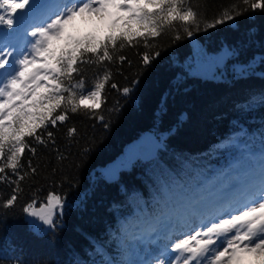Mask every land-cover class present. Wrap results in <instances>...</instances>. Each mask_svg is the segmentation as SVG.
I'll use <instances>...</instances> for the list:
<instances>
[{"label":"trees","instance_id":"trees-1","mask_svg":"<svg viewBox=\"0 0 264 264\" xmlns=\"http://www.w3.org/2000/svg\"><path fill=\"white\" fill-rule=\"evenodd\" d=\"M199 2L208 22L232 3L246 7L242 0ZM177 28L181 39L165 32L153 41L150 51L160 54L147 66L140 59L143 45L122 50L127 60L110 66L106 100L95 114L69 113L63 124L49 126L54 135L46 145L29 141L37 151L33 155L26 150L23 162L31 159L37 171L20 183L13 207L0 206V264L122 262L119 240L124 229L181 201L203 178L214 183L218 173L243 165L247 154L238 141L264 151V10L249 9L214 27L201 24L196 38ZM0 30L12 31L3 25ZM223 48L231 52L223 78L192 71L190 57ZM235 64L246 72L233 71ZM84 75L90 84L94 67H87ZM111 83L118 87L111 88ZM123 87L131 92L124 95ZM72 127L76 133L69 136ZM147 131L159 141L157 156H138L129 167L107 176L106 166ZM228 146L231 155L226 158L221 149ZM164 187L171 194L160 203ZM10 192L0 184V197L7 199ZM50 192L70 202L57 215L55 228L40 232L23 208L33 201L42 204Z\"/></svg>","mask_w":264,"mask_h":264},{"label":"snow or ice","instance_id":"snow-or-ice-1","mask_svg":"<svg viewBox=\"0 0 264 264\" xmlns=\"http://www.w3.org/2000/svg\"><path fill=\"white\" fill-rule=\"evenodd\" d=\"M242 4L246 7L232 3L208 22L199 0H51L43 6L32 0H0V25L12 30H0V184L11 188L7 199L0 197V206L13 207L20 183L37 171L31 159L23 162L26 150L33 155L37 151L29 141L46 145L54 135L49 126L63 124L69 113L95 114L102 108L112 79L110 66L127 60L122 50L143 45L140 59L147 66L160 54L150 51L154 40L165 32L181 39L177 25L191 37L201 24L214 27L249 9L264 10V0ZM90 66L95 77L88 84L84 72ZM121 91L127 95L131 88ZM67 132L74 136L76 129ZM250 162L238 190L218 197L214 212L201 214L192 207L166 215L159 210L153 221L164 222L167 232L145 264H264V154ZM170 194L164 187L159 202ZM63 205V197L50 192L39 210L33 201L23 211L55 228Z\"/></svg>","mask_w":264,"mask_h":264},{"label":"rangeland","instance_id":"rangeland-1","mask_svg":"<svg viewBox=\"0 0 264 264\" xmlns=\"http://www.w3.org/2000/svg\"><path fill=\"white\" fill-rule=\"evenodd\" d=\"M50 2L51 0H43L39 6L46 5ZM190 38H196V34L194 33L193 36H191ZM230 56H231V52L227 48H223L221 51L215 53H208L203 55L198 54V56L196 54L189 58V62L191 64L192 69L193 68L199 69L200 67L206 68L203 71H197L196 73L200 72L202 74H207L210 77L223 78L224 77L223 72L226 71L224 65L227 62V60L230 58ZM207 66L209 67L207 68ZM220 67H222V69H220ZM231 69L238 73L246 72V70L243 69V65H237V64L231 65ZM142 138L143 136L140 139L128 144L125 147L123 154H121L117 159H115L108 166H106L105 172L107 173L106 174L107 176L108 173L113 169H117L118 172L121 168L129 167L131 165L132 161L138 157V148L142 142ZM236 144L241 151L247 154L245 163L240 166L241 168L239 167V165L231 166L229 170H224L223 172L218 173L217 175L218 181H215L214 183H211V181H209V179H207L206 177L203 178V181L200 184H198L197 187H195L193 191L188 194L187 197H184L182 201H178L175 204V206L173 205H169L168 207L166 206L165 209H163V211H165L168 208L165 214L168 215L171 214V212L176 214H182L184 210L189 206L190 207L194 206L196 209H199L201 214L213 208L214 205L218 202L216 199L210 200L213 202H209L208 205H205L206 204L205 198L203 197L197 202L196 205H193L192 202L195 198L201 196L204 193H209L216 188H218L216 189L217 191L222 190L225 192V188L230 186H235V181H233V179L235 178L238 179V177H240V174L247 172V167H249L251 163L250 158H255L256 160H258L261 154H264V151L251 149L250 147L245 145V143L242 140L238 141ZM231 148H232L231 146H228L221 149L222 152H227L226 158H228L231 155V151H230ZM252 152H254L255 154L254 156L252 155ZM242 183L243 181H241L238 184V186H236V191L238 190L239 186ZM188 197L189 198L191 197L190 201ZM63 200H64V205L59 214H61L64 211L67 203L70 202V200L65 198H63ZM43 203H46V201ZM40 206L41 204H37V203L35 204V208L37 210L40 209ZM177 206H179V209L175 208ZM157 215H154V217ZM151 216L152 215L143 217L142 220L148 219L151 222L154 218L152 216L153 218L151 219ZM27 218L30 224L33 226V228H35L37 231L43 232L48 229H51L48 225H44L42 221H40L37 217L29 216L28 213H27ZM56 218L57 216L55 217V220ZM142 220L140 219L136 220L135 222L137 223H135L133 226H128L126 229H124L125 232L123 236L122 235L120 236L121 239L119 240V242L121 243L122 249L124 250V254H125V257L122 260V264H145L146 260L148 261L149 259H152L157 254L156 250L163 243L162 233L164 229L159 227L156 229V232L154 233L150 232V229L144 233L140 230L143 223L145 222ZM137 232L140 234L138 235V237H135V233ZM158 232L161 234L158 235ZM128 233H131L129 234L130 236H127Z\"/></svg>","mask_w":264,"mask_h":264},{"label":"bare ground","instance_id":"bare-ground-1","mask_svg":"<svg viewBox=\"0 0 264 264\" xmlns=\"http://www.w3.org/2000/svg\"><path fill=\"white\" fill-rule=\"evenodd\" d=\"M245 177H246V172H244L243 174H240V177H238V179L237 178L233 179V181H235V186H230V187L225 188V192L222 191V190L221 191H217L216 189H218V188H216V189H214L213 191H211L209 193L202 194L201 196L195 198L193 201L198 202L203 197V198H205V203H206L205 205H208L209 202H213V201H210V200H214V199L217 200L218 197H225L226 198V197L232 196L236 192V186H238V184L241 181H244ZM217 205H218V202L214 205L213 208L209 209L208 211H205L204 214H207L209 212H214L216 207H217ZM191 209H192V207L189 206L188 208H186L184 210V212L190 211ZM197 210L200 212L199 209H197ZM171 214H172V212H171ZM152 224H153V226H155L156 229L159 228V227L164 229L163 233H162L163 234L162 237L164 238V236L166 235V232H167L166 224L164 222H161L160 224L157 225V224L154 223L153 220H152ZM140 230H142V229H140ZM169 243L171 244V241H169ZM170 244H169V246H170Z\"/></svg>","mask_w":264,"mask_h":264},{"label":"water","instance_id":"water-1","mask_svg":"<svg viewBox=\"0 0 264 264\" xmlns=\"http://www.w3.org/2000/svg\"><path fill=\"white\" fill-rule=\"evenodd\" d=\"M209 66H207L208 68ZM205 67L199 69L193 68L192 71H203ZM159 141L155 137L153 132L147 131L143 134L142 142L138 148V156L144 160H151L158 154Z\"/></svg>","mask_w":264,"mask_h":264}]
</instances>
